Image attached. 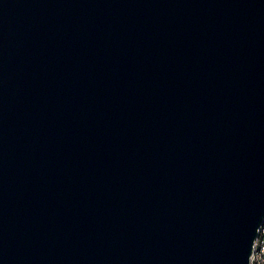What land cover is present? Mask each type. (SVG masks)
Instances as JSON below:
<instances>
[{
    "label": "water",
    "instance_id": "1",
    "mask_svg": "<svg viewBox=\"0 0 264 264\" xmlns=\"http://www.w3.org/2000/svg\"><path fill=\"white\" fill-rule=\"evenodd\" d=\"M264 221V0H0V264H250Z\"/></svg>",
    "mask_w": 264,
    "mask_h": 264
},
{
    "label": "built area",
    "instance_id": "2",
    "mask_svg": "<svg viewBox=\"0 0 264 264\" xmlns=\"http://www.w3.org/2000/svg\"><path fill=\"white\" fill-rule=\"evenodd\" d=\"M250 264H264V221L259 229V235L254 243Z\"/></svg>",
    "mask_w": 264,
    "mask_h": 264
}]
</instances>
